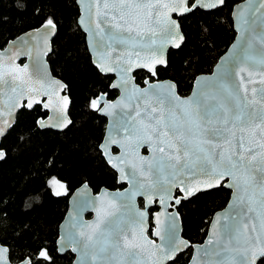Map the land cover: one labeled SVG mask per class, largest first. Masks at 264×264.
I'll return each mask as SVG.
<instances>
[{
    "label": "snow or ice",
    "instance_id": "1",
    "mask_svg": "<svg viewBox=\"0 0 264 264\" xmlns=\"http://www.w3.org/2000/svg\"><path fill=\"white\" fill-rule=\"evenodd\" d=\"M100 2L95 0L96 34L104 33L105 29L101 25L106 24L110 30L106 35H101V40L107 41L105 46L115 51V46L121 45L130 51L117 54L112 67L106 68L99 60L95 63L101 71L119 69L123 84H127L126 74L132 70L133 56L136 58L135 67L147 69L156 76L157 66L167 64L163 54L165 45L172 44L179 48L177 40L184 41L185 37L180 34L181 26L168 13L178 11L184 15L200 7L198 0H193L191 7L184 6L185 0H103L104 10L101 11L98 6ZM217 2L223 4L224 0ZM252 2L248 0L250 8ZM89 4L91 20L92 0H89ZM16 6L24 8L20 0H17ZM51 15L52 18H46L44 25L46 37L55 35L58 27L54 13ZM238 15L243 31L259 44L258 50L250 51V42L249 49L243 50V59L264 65V0H260L259 5L252 10L251 18L244 10L239 11ZM6 22L7 18L0 15V24ZM93 47H99V43ZM141 53L146 55L142 56ZM222 68L217 81H197L199 88L193 98L179 99L174 92L175 85H171L167 93L133 89L131 94L126 95L125 99L131 101L138 93L144 101L143 114L138 103L135 115L122 121L120 127L128 133L129 141L134 143L137 150L147 144L154 154L152 159L139 158L142 163H147V171L136 164L132 165L135 171L130 183L135 181L139 189L158 191L160 203L163 204L165 198L171 196L172 188L178 187L177 180L180 185H184L185 180L204 177L206 179L197 180L196 183H202L207 188L226 182L234 190L235 203L231 207L235 209V214L231 221L235 223L230 222L226 215L225 236L215 241L212 238L208 240L207 243H215V247L205 252L206 256H210L207 264H264V80L260 81L261 87H252L249 95L244 78L241 76L239 83L230 84L229 68L226 65ZM245 70L240 67L236 74L239 76ZM2 80L3 70L0 66ZM248 83H253L251 72ZM64 101L67 105V97ZM34 103L39 101L29 100L26 107L31 109ZM100 105L99 99L91 101L93 110L107 111L115 107L107 103L102 108ZM142 115L144 118H141ZM3 135L0 130V136ZM112 143L119 142L113 140ZM4 155L5 152L0 150V159ZM137 174L143 181L136 180ZM50 183L59 182L53 178ZM199 190L193 188L191 183L180 187V193H187V196ZM55 194L61 195L59 191ZM175 203L179 205L181 200L177 198ZM138 215L142 218L145 213L140 212ZM101 223L103 221L93 226L90 232H79L82 253L91 257L92 264H146L141 252L133 251L141 247L135 240L138 232L143 235L142 228L134 225L130 240L119 224L114 229L105 230L100 227ZM168 227L174 229L175 225L171 223ZM156 235L160 236L161 241L165 240L161 230L158 229ZM170 243L171 249L163 244L155 246L156 252L165 259H172L184 244L183 241L177 244L171 239ZM7 253L8 249L0 246V264H8ZM33 261L35 264H55L47 249L37 250L34 255L22 259L21 264H33Z\"/></svg>",
    "mask_w": 264,
    "mask_h": 264
},
{
    "label": "trees",
    "instance_id": "2",
    "mask_svg": "<svg viewBox=\"0 0 264 264\" xmlns=\"http://www.w3.org/2000/svg\"><path fill=\"white\" fill-rule=\"evenodd\" d=\"M241 1L225 0L214 11L196 9L179 18L184 43L180 49L168 52L166 67L158 69L157 79L173 81L178 94L187 96L193 79L210 73L232 42L230 13ZM20 3L23 9L16 6L17 0L0 3V15L7 18L6 23L0 24V50L20 34L41 26L54 13L58 27L47 62L53 76L66 86L71 125L63 132L39 130L36 120L46 114L36 106L30 111H19L15 125L2 139L0 147L5 159L0 162V244L8 248L11 262L47 249L55 264H70L71 254L58 255L55 240L71 193L85 182L94 193L102 187H122L98 151L104 120L91 108V101L99 94L113 98L117 92L109 90L112 77L100 75L90 62L84 35L76 24L75 0H55L54 6L53 0ZM134 77L142 85L149 75L138 71ZM53 178L63 185L59 196L48 186ZM229 195L220 186L181 202L176 210L183 238L191 244L201 243L210 218L225 207ZM139 205L142 206L141 201ZM190 254L189 249L169 264H187Z\"/></svg>",
    "mask_w": 264,
    "mask_h": 264
},
{
    "label": "water",
    "instance_id": "3",
    "mask_svg": "<svg viewBox=\"0 0 264 264\" xmlns=\"http://www.w3.org/2000/svg\"><path fill=\"white\" fill-rule=\"evenodd\" d=\"M192 3L193 0H185L184 6L191 7ZM198 3L200 7L196 9L205 12L214 11L224 4H219L217 0H198ZM259 3L260 0H253L250 8L248 0H243L232 7L230 13L234 32L232 42L218 58L211 72L197 75L193 79L189 94L187 96H180L177 92L176 84L173 81L168 79L158 80L157 76H153L147 69L135 67V56L132 58V70L126 74L127 84L122 83L119 69L114 71H101L96 66V61L99 60L106 68L112 67L114 65V58L117 54L126 53L130 50L121 45H116L115 51L109 50L105 46L107 41L101 40V35H106L107 31L110 30L108 25L102 24L101 26L105 29V32L100 35L96 34L98 30L95 27L97 22V17L95 15L97 4L95 0H92L91 4V20H89V0H83V2L82 0H75L78 9L76 24L84 35L85 46L90 57V62L100 75L112 77L109 90L117 92V96L113 101H108L106 94H99L95 98L101 101V108L104 103L115 106L107 111L97 110V114L106 120L104 134L98 145V151L107 166L115 173L117 185H124V188L111 190L102 187L94 193L85 182L71 193L67 200L65 214L57 228L55 247L58 255H64L69 252L73 256L71 264H92L91 257L84 256L82 253L79 243L82 238L79 236V232L81 230L90 232L93 226L103 221V223L100 224L102 229L111 230L119 224L121 228L125 229V234L130 240L132 239L133 226L135 225L142 228L143 235L141 236L138 232L135 240V243L141 247L135 248L133 251L141 252L142 258L146 261V264H169L173 262L179 254L189 249L191 250V254L187 264H207L210 256H206L205 252L215 247V243L209 245L207 243L208 240L212 238L215 241V239L225 236L224 217L226 215L229 217L230 222L235 223L231 221L232 215L235 214V209L231 207L235 203L233 199L234 190L229 188L226 182H221L220 186H223V188L230 192L229 199L225 207L215 212L210 218L205 238L201 243L191 244L183 238L181 218L176 210L180 204L177 205L175 199L179 198L181 202H185L197 194L215 190L220 186L207 188L206 185L202 183L197 185L196 181L206 179L204 177H195L191 181L185 180L184 185H180L179 180H177L178 187L172 188L171 196L166 197L162 204L160 203V193L158 191L139 189L135 181L130 183L133 172L135 171L132 165L136 164L147 171V163H142L139 158L144 157L146 159H152L154 154L147 144L140 146L137 150L134 143L129 141L130 138L128 137V133L120 127L122 121H127L130 116L135 115V109L138 103L143 114L144 101L139 98L138 93L136 96H133L131 101H127L125 97L131 94L133 89H149L150 91L167 93L170 86L175 85L174 92L179 99L184 100L193 98L199 88L197 81H217L222 74V66L225 65L230 71V84L239 83L242 76L245 85L249 89V95H251L250 90L252 87L259 88L262 86L260 81L264 80V65H260L258 62L252 60L243 59V50L249 49L250 42V51L258 50L259 44L251 40L249 33L243 31L238 13L244 10L245 14L251 18L252 10H254ZM98 6L101 8V11L104 10L103 0H101ZM193 11L194 10L189 11L184 15H181L178 11L169 12L168 15L178 23L179 18ZM154 17L155 10L153 11V18ZM100 19H102V17ZM45 24L46 22L38 28L20 34L16 38L10 40L6 46L0 50V57H2L0 66H2L3 70V80L0 81V112L3 113V115L0 116V130L4 133L3 136H0V145L2 139L15 125L17 114L22 109L30 111L34 107L39 106L42 112L46 113L44 118H38L36 120V126L41 131L50 130L53 132H63L71 125V123H67L71 121L69 116L71 101L69 96L65 93L66 86L61 80L53 76L49 63L47 62V56L52 52L51 42L56 34L46 37L44 30ZM180 34L183 35L181 28ZM97 43H99V47L94 48L93 45ZM177 43H180L179 48L172 44L165 45L163 54L166 61L168 52L170 50L180 49L184 41L180 42L177 40ZM110 51L111 55L109 56ZM141 55L144 56L146 54L141 53ZM25 66H27L26 71H24ZM165 67L166 66H157L158 69ZM240 67H244L246 70L238 76L236 73L239 71ZM138 71H143L149 75V77L144 79L142 85L137 84L135 81L134 74ZM249 72H251V80L253 83H248ZM52 81H56L57 83L53 84ZM112 85L118 86L113 87ZM13 89H15V92ZM65 97H67V105H65ZM29 100L39 101V103H34L33 107L29 109L26 107ZM45 104H47L48 107H44ZM124 104L128 106L125 107ZM141 118H144L143 115ZM64 124H67V127H64ZM113 140L119 143H112ZM113 148L117 150V153L112 152ZM105 149H107L106 152ZM144 149L146 153H142ZM0 150H2L1 147ZM156 155H158V153ZM4 159L5 155L0 159V162ZM121 169H123V172H121ZM136 180L143 181V178L139 177L137 174ZM144 182L147 183V181ZM188 183H191L193 188H199L200 190L191 196H187V193L181 194L180 187ZM176 193L178 195H176ZM186 196L187 198H185ZM149 197H151V199H149ZM139 201L142 202V206L139 205ZM155 207L157 210L150 215L149 210ZM140 212L145 213L142 218L138 215ZM150 223L152 225L151 229ZM171 223H174V229L168 227ZM158 229L161 230V234L165 236L164 241H161L160 236L156 235ZM170 239L177 244L183 241L184 244L180 246V249L174 254L172 259H165L156 252L155 246L163 244L171 249L172 245ZM0 246L3 245L0 244ZM73 248L76 250L74 251ZM141 249L143 250L141 251ZM153 253L156 254L153 255ZM7 260L8 264H12L9 260V250L7 253ZM17 264H21V262Z\"/></svg>",
    "mask_w": 264,
    "mask_h": 264
},
{
    "label": "flooded vegetation",
    "instance_id": "4",
    "mask_svg": "<svg viewBox=\"0 0 264 264\" xmlns=\"http://www.w3.org/2000/svg\"><path fill=\"white\" fill-rule=\"evenodd\" d=\"M65 90H66V87H65ZM116 96H117V94H116ZM116 96H114L113 98H108L107 97V100L108 101H113L114 99H115V97ZM96 113H97V110H94ZM46 114V113H45ZM98 115V114H97ZM46 116V115H45ZM99 116V115H98ZM99 117H101V116H99ZM101 118H103V117H101ZM103 120H104V129H103V134H104V130H105V125H106V120L103 118ZM103 134H102V137H103ZM101 140H102V138H101ZM101 142V141H100ZM112 152L113 153H117V150L115 149V148H113L112 149ZM142 153H146V151H145V149L142 151ZM102 157V156H101ZM105 162V161H104ZM117 183V182H116ZM118 186H122L121 188H118V189H122V188H124V185H118ZM152 209H154V208H152ZM151 210V209H150ZM150 210H149V214L151 215L154 211H156L157 209H156V207H155V210L154 211H152V212H150ZM152 228V225H151V223H150V229ZM67 253H69V252H67ZM71 254V253H70ZM72 256V255H71ZM72 260H73V256H72ZM11 262V261H10ZM19 262H21V261H17V262H11L12 264H17V263H19ZM72 262V261H71ZM71 264V263H70Z\"/></svg>",
    "mask_w": 264,
    "mask_h": 264
},
{
    "label": "rangeland",
    "instance_id": "5",
    "mask_svg": "<svg viewBox=\"0 0 264 264\" xmlns=\"http://www.w3.org/2000/svg\"><path fill=\"white\" fill-rule=\"evenodd\" d=\"M53 179H50L48 181V186L51 188V190L56 193L57 191H59L60 193L62 192V187H60V184H51L50 181H52Z\"/></svg>",
    "mask_w": 264,
    "mask_h": 264
}]
</instances>
